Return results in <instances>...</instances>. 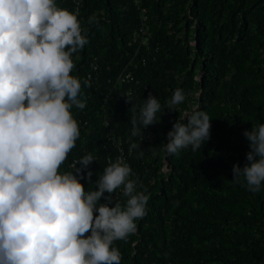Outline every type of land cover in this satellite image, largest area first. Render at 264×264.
Here are the masks:
<instances>
[{"label":"trees","instance_id":"1","mask_svg":"<svg viewBox=\"0 0 264 264\" xmlns=\"http://www.w3.org/2000/svg\"><path fill=\"white\" fill-rule=\"evenodd\" d=\"M57 3L76 8L87 35L72 53L86 100L83 109L72 108L80 135L60 169L71 170L74 160L93 153L92 175L81 182L94 188L97 173L118 156L109 140L114 131L150 194L136 232L114 241L121 264H264V188L253 193L232 180V165L243 166L249 150L243 131L264 122V0H142L151 35L137 52L127 44L139 24L130 0ZM131 59L132 79L117 83L107 98ZM175 88L186 94L178 112L165 108L142 139L131 136L132 103L138 111L151 91L165 105ZM192 105L212 118L210 137L195 150L167 155L161 142ZM132 141L143 156L139 149L129 153ZM116 199L125 198L119 191Z\"/></svg>","mask_w":264,"mask_h":264},{"label":"clouds","instance_id":"2","mask_svg":"<svg viewBox=\"0 0 264 264\" xmlns=\"http://www.w3.org/2000/svg\"><path fill=\"white\" fill-rule=\"evenodd\" d=\"M86 43L77 13L57 0H0V264H121L114 241L135 233L146 215L150 194L122 156L88 190L81 181L92 175L93 153L60 169L80 135L72 108L86 100L72 53ZM185 99L175 88L162 105L149 91L138 111L131 105V136L142 139L165 108L177 111ZM211 119L198 105L183 109L161 142L164 152L200 147ZM243 135L249 150L243 166L232 165V180L255 193L264 188V122ZM134 149L143 156L132 141L129 153ZM118 189L123 202H113Z\"/></svg>","mask_w":264,"mask_h":264},{"label":"built area","instance_id":"3","mask_svg":"<svg viewBox=\"0 0 264 264\" xmlns=\"http://www.w3.org/2000/svg\"><path fill=\"white\" fill-rule=\"evenodd\" d=\"M141 1L142 0H130L131 4L134 7H136V9H138V11H139V24L137 25L136 29H134V31H133L132 40H129L127 44L129 46L134 45L136 52L140 48H144V47L148 46V39L151 35V26L149 25V22H148L146 9L144 6L141 5ZM75 12H76V8H75ZM140 62L142 64L145 63L144 55H142ZM133 66H135V64H133L132 59H131L122 67V69L120 70V72L116 76V80H115V82L111 88L110 93L108 95H106L107 98L111 97L114 89L116 88L115 85L117 83H120L122 81H128V80L132 79V72L130 70V67H133ZM92 68L96 69V65L92 64ZM105 124H106V122H105ZM109 140L111 141L112 146L118 152L117 154L119 156H122L123 159L125 160L124 148H123V144L121 142L120 136L119 135L116 136L114 131H112ZM118 192H119V189L117 190L116 193L114 192L111 194L113 197V202L117 198Z\"/></svg>","mask_w":264,"mask_h":264}]
</instances>
